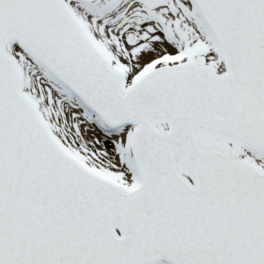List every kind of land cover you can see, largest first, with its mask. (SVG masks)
<instances>
[{
  "label": "snow or ice",
  "instance_id": "6c2138e0",
  "mask_svg": "<svg viewBox=\"0 0 264 264\" xmlns=\"http://www.w3.org/2000/svg\"><path fill=\"white\" fill-rule=\"evenodd\" d=\"M0 264H264V0H0Z\"/></svg>",
  "mask_w": 264,
  "mask_h": 264
}]
</instances>
